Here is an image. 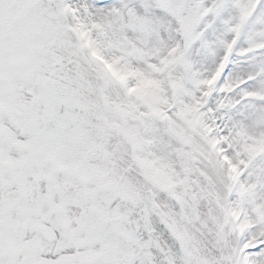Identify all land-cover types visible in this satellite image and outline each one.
<instances>
[{
	"label": "snow or ice",
	"instance_id": "obj_1",
	"mask_svg": "<svg viewBox=\"0 0 264 264\" xmlns=\"http://www.w3.org/2000/svg\"><path fill=\"white\" fill-rule=\"evenodd\" d=\"M0 264H264V0H0Z\"/></svg>",
	"mask_w": 264,
	"mask_h": 264
}]
</instances>
